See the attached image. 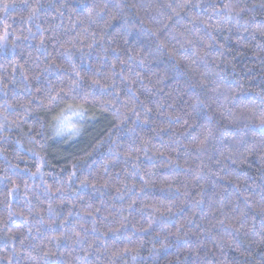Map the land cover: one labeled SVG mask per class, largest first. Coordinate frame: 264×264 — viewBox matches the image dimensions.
<instances>
[{
    "label": "clouds",
    "instance_id": "clouds-1",
    "mask_svg": "<svg viewBox=\"0 0 264 264\" xmlns=\"http://www.w3.org/2000/svg\"><path fill=\"white\" fill-rule=\"evenodd\" d=\"M0 264H264V0H0Z\"/></svg>",
    "mask_w": 264,
    "mask_h": 264
}]
</instances>
